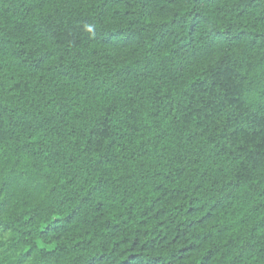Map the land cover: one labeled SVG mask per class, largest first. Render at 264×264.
I'll return each instance as SVG.
<instances>
[{
    "label": "trees",
    "instance_id": "obj_1",
    "mask_svg": "<svg viewBox=\"0 0 264 264\" xmlns=\"http://www.w3.org/2000/svg\"><path fill=\"white\" fill-rule=\"evenodd\" d=\"M0 264H264V0H0Z\"/></svg>",
    "mask_w": 264,
    "mask_h": 264
}]
</instances>
